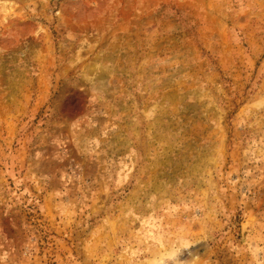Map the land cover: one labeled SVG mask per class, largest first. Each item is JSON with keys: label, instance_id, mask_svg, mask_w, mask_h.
I'll use <instances>...</instances> for the list:
<instances>
[{"label": "rangeland", "instance_id": "rangeland-1", "mask_svg": "<svg viewBox=\"0 0 264 264\" xmlns=\"http://www.w3.org/2000/svg\"><path fill=\"white\" fill-rule=\"evenodd\" d=\"M0 264H264V0H0Z\"/></svg>", "mask_w": 264, "mask_h": 264}]
</instances>
